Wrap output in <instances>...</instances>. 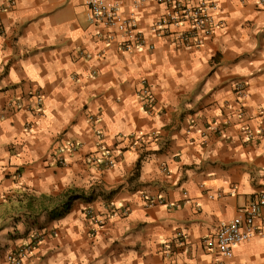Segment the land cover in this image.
<instances>
[{
    "label": "crops",
    "instance_id": "1",
    "mask_svg": "<svg viewBox=\"0 0 264 264\" xmlns=\"http://www.w3.org/2000/svg\"><path fill=\"white\" fill-rule=\"evenodd\" d=\"M110 1L137 15L145 46L99 40L86 0H0V264L36 234L44 240L24 264H221L203 239L264 191V138L246 143L240 128L264 125V5L218 0L224 27L185 50L150 32L164 12L155 0ZM71 141L80 147L62 166ZM68 190L83 196L65 209ZM151 197L164 204L147 206ZM88 205L107 219L90 224ZM234 259L264 264V233Z\"/></svg>",
    "mask_w": 264,
    "mask_h": 264
},
{
    "label": "built area",
    "instance_id": "2",
    "mask_svg": "<svg viewBox=\"0 0 264 264\" xmlns=\"http://www.w3.org/2000/svg\"><path fill=\"white\" fill-rule=\"evenodd\" d=\"M157 5L164 8V12L150 26V32L162 38H171L176 48L190 49L199 48L215 32L224 27L222 19H218L222 9L218 0H155ZM264 5V0H261ZM88 21L96 28V37L105 42L108 46L116 42L119 49L132 51L139 49L146 44V34L138 30L139 19L135 13L126 14L121 10L122 4L110 0H86ZM12 4L9 5L11 7ZM171 27L178 28L172 31ZM149 49H154L150 44ZM237 101L242 102L245 97L244 86H237ZM141 102L146 111H150L157 99L152 87L144 81L143 87L139 90ZM36 104L42 106L41 97L36 96ZM237 113L242 118L246 111L241 104L237 108ZM98 115L89 117L92 125V132L97 141L98 152H104L102 163L105 169L110 170L116 164V158L111 156V149L104 143L103 131L96 128ZM229 125V120L224 124L215 126L214 131L223 134L225 127ZM243 140L246 143L255 142L264 138V125L261 123L252 127L246 122L241 124ZM141 138V137H140ZM80 147L76 141H71L65 150H61L58 163L62 166L67 164L66 154L75 152ZM147 206L164 204L161 198H147ZM106 208L112 209L111 203L106 204ZM83 214L87 221L99 225L104 222L99 219L96 210L92 205L83 209ZM111 214V210H109ZM109 217V216H108ZM264 233V191L252 197L244 206L238 209L237 215L229 222L222 223L215 233L203 239V244L209 251H214L220 257L221 264H239L234 259V247L245 243L254 236ZM184 233L178 234L180 243L186 241ZM43 234H36L31 242L19 247L7 257V264H24V261L43 241Z\"/></svg>",
    "mask_w": 264,
    "mask_h": 264
},
{
    "label": "trees",
    "instance_id": "3",
    "mask_svg": "<svg viewBox=\"0 0 264 264\" xmlns=\"http://www.w3.org/2000/svg\"><path fill=\"white\" fill-rule=\"evenodd\" d=\"M83 194L79 195L76 193L75 190H68L66 193H65V201H64V208L65 209H68L71 205V202L75 199H78L80 197H82ZM92 199V197L90 199H88V201H90Z\"/></svg>",
    "mask_w": 264,
    "mask_h": 264
}]
</instances>
